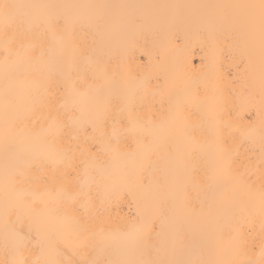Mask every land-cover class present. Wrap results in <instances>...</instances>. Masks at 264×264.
<instances>
[{"label":"bare ground","instance_id":"obj_1","mask_svg":"<svg viewBox=\"0 0 264 264\" xmlns=\"http://www.w3.org/2000/svg\"><path fill=\"white\" fill-rule=\"evenodd\" d=\"M7 2L39 5L70 4L96 7L75 9L77 17L91 18L103 24L106 17H118L124 21L115 35L106 43L105 70L116 79L143 84L140 115L144 118L155 115L163 119L162 103L169 96L179 93L192 81L197 82V94L209 104L225 103L224 119L233 125L224 130L227 137L225 147L233 151L236 160L233 173L238 182L227 183L222 189H208V181L202 171L195 178L199 189L189 184L182 191L173 190L166 196H157L158 185L150 184L153 177L162 180L164 161L162 153L149 151L145 164L154 162L151 176L132 174L129 164L125 167L116 161L111 169L112 181L91 186L94 203L90 207L97 216L96 228L103 227V239H90L85 245L75 234L69 233L59 224L50 234L36 244L35 231L30 218L15 214L5 216L6 201H15L21 190H38L41 186L30 182L29 177L51 176L54 167H26L16 159V149L43 151L35 134L46 127L44 116L49 110L64 112L60 107L66 85L63 78L54 82L52 91L56 99L48 107H42L38 97V82L42 80L38 66H11L6 71L3 49L0 47V260L5 259L6 222L14 226L32 243L25 255L29 259H44L58 252L60 264H79L81 259L104 260L113 258L121 250L124 259L181 260L191 264H240L247 258H257L259 252V228L262 219L261 190L264 189V169L259 167L261 137L264 135V41L261 38L259 10L224 9L201 7L207 5H249L260 0H7ZM181 6V7H175ZM23 12L36 14V9ZM231 14L244 16L254 14L256 18L253 39L249 44L238 42L233 29L228 25H216L209 35L204 21L210 15ZM95 23H78L71 33L68 55L75 56L80 66H94L100 34ZM103 31V29H101ZM51 36V34H49ZM68 39V38H66ZM95 42V43H94ZM26 44H38L31 38ZM93 83L83 79L77 87ZM83 90V89H82ZM71 105V98H69ZM68 115H79L69 107ZM245 133L247 140H242ZM204 144L207 136H197ZM67 141H65V144ZM136 149L135 144L122 146V151ZM107 159V157H105ZM206 167L211 168L209 156H205ZM23 173V174H21ZM114 181V182H113ZM86 191L88 189H85ZM197 211L203 205V217L194 216L192 208L183 207V197ZM217 202L229 210L213 218L212 211ZM209 205L212 207L210 208ZM39 206V205H38ZM62 213L77 219L87 217L89 210L65 203ZM139 217V219H138ZM143 223L148 249L135 247L132 225ZM163 224V230L161 228ZM245 239V246H238L231 238L235 229ZM251 234V235H250ZM253 237H256L255 241ZM255 243V247L253 244ZM10 258V257H9Z\"/></svg>","mask_w":264,"mask_h":264},{"label":"snow or ice","instance_id":"obj_2","mask_svg":"<svg viewBox=\"0 0 264 264\" xmlns=\"http://www.w3.org/2000/svg\"><path fill=\"white\" fill-rule=\"evenodd\" d=\"M92 7L96 6L27 5L0 0V47L3 49L6 71L11 66H38L42 76V80L38 82V97L41 106L49 109L56 99L52 91L54 82L63 78L66 85L60 102V107L65 111L62 113L58 110H49L44 116L47 126L35 134L44 150L35 152L20 150L19 147L16 149V159L23 161L26 167H47L49 164L58 167L53 168L51 176L29 177L30 182H35L41 187L38 190H21L16 193L14 202L6 201L4 209L6 217L15 214L17 219L21 216L30 218L36 244L41 246L42 256L44 255L42 241L57 224L69 233L75 234L85 245L90 239L93 241L97 237L103 239L105 230L102 226L96 228L97 216L92 215L90 211L95 200L91 186L105 183L107 187L106 182L112 181L111 169L116 161L123 162L125 167L130 164L129 171L132 174H142L146 171L151 176L155 171L154 162L145 164V156L153 150L162 153L163 178L157 180L153 177L149 180L150 184L158 185L156 195L160 197L173 190L182 191L189 183L191 187L199 189L200 185L196 183L195 178L202 171L208 181V189L225 187V177L230 178L227 183L240 180L232 171L236 163L233 151L225 147L227 137L224 130L233 127L224 119L225 103H207L196 92L197 82L192 81L181 92L171 94L166 104L162 103L163 119L157 121L155 115L142 117L139 104L143 84L118 80L105 70L103 49L124 21L118 17H106L101 25L91 18L77 17L73 13L75 9ZM201 7L258 9L261 38L264 41V0H260L258 5ZM24 9L38 11L32 14L23 12ZM255 22L254 14L234 16L227 13L210 15L204 21L209 27V35L216 25L226 24L233 29L237 41L245 44H249L253 39ZM78 23H87L89 26L95 23L100 34L94 66L81 67L75 56L68 55L71 33ZM28 38L39 43L26 44L25 40ZM85 78L93 83L86 86L82 84L81 88H78L77 83ZM69 107L78 111L79 115L69 116L67 111ZM198 135L210 137V140L201 144L197 139ZM241 137L242 140L248 139L245 133H241ZM129 144H135L136 149L122 151V146ZM206 155L211 159V168L206 167L204 160ZM258 159L259 167L264 169V135L261 137ZM65 203L74 206L79 204L89 210V215L77 219L66 212L62 213L60 208ZM213 203L217 205L212 211L213 218L221 212L226 213L231 207L220 204L214 197ZM183 207L192 208L194 216L203 217V205L197 211L192 207L186 193L183 197ZM261 211L264 216V189L261 190ZM5 227L13 243L10 246L6 237L5 259L0 260V264H60L56 259L58 252L55 251L44 259L40 257L29 259L25 252L32 243L30 237L23 235L14 224L6 222ZM132 228L131 235L135 247L142 249L141 254L146 255L148 249L143 245L145 239L143 223H134ZM161 228L163 230V224ZM231 239L238 246L243 247L246 244L238 227ZM255 239L256 237H253L254 241ZM258 239L257 258H247L240 264H264V219L260 223ZM122 255L121 250L117 254L110 253L113 258L104 260L85 257L79 264H191L181 260L124 259L120 258Z\"/></svg>","mask_w":264,"mask_h":264}]
</instances>
